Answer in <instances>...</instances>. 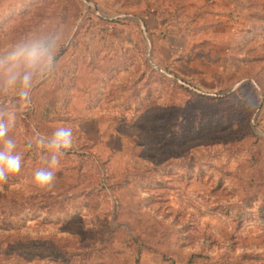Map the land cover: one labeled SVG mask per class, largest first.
Wrapping results in <instances>:
<instances>
[{
  "label": "rangeland",
  "instance_id": "obj_1",
  "mask_svg": "<svg viewBox=\"0 0 264 264\" xmlns=\"http://www.w3.org/2000/svg\"><path fill=\"white\" fill-rule=\"evenodd\" d=\"M78 1L0 7V43L40 25L62 38L55 79L9 133L23 159L0 184V264H133L137 248L264 264V212L235 214L245 145L264 139V0ZM59 126L73 146L41 189L51 153L27 141Z\"/></svg>",
  "mask_w": 264,
  "mask_h": 264
},
{
  "label": "clouds",
  "instance_id": "obj_2",
  "mask_svg": "<svg viewBox=\"0 0 264 264\" xmlns=\"http://www.w3.org/2000/svg\"><path fill=\"white\" fill-rule=\"evenodd\" d=\"M61 46V36L44 25L0 43V98L15 97L10 105L0 103V184L7 183L8 178L21 169L23 156L9 133L17 126L22 111L32 106L36 88L55 79L59 70L57 53ZM73 142L71 127L55 128L50 138L34 131L27 147H46L51 153L47 167L34 172L31 180L34 186L49 189L54 185V169Z\"/></svg>",
  "mask_w": 264,
  "mask_h": 264
},
{
  "label": "trees",
  "instance_id": "obj_3",
  "mask_svg": "<svg viewBox=\"0 0 264 264\" xmlns=\"http://www.w3.org/2000/svg\"><path fill=\"white\" fill-rule=\"evenodd\" d=\"M16 1L18 0H0V7L5 4L13 3ZM74 1L79 4L78 0H74ZM80 10L82 11V8ZM85 10L86 9H84V12ZM259 13L261 14L262 12ZM91 25L94 27L96 24L92 23ZM59 55H61V53H59ZM209 98L215 100L218 97L216 94H214L211 95ZM252 139H250L249 142L251 143L249 145H245V150H246L245 157L237 171L239 188L241 189L243 195L242 201L243 203H245V205L238 206V210L235 213L237 216L242 215V212L244 211L245 208L258 209L264 212V198L262 199L256 196L255 199L253 200V195L250 193L251 192L250 190L253 187H255L260 182H264V169L260 168V165L262 164V160H263L262 144L264 143V139L256 135H254ZM228 208L232 210L231 206H229ZM146 254H151L154 258H160L161 261L163 262L176 264L174 259H172L171 257L167 256L164 253H159L156 251H150L148 253H144L143 250L140 248L136 249V252L134 254L133 264H142ZM110 255H111L110 259L104 264H119L116 256L114 254H110ZM89 257H90V253L85 252L82 254V258L80 259V261L86 260ZM195 257L196 255H192L187 259V261L184 264H194Z\"/></svg>",
  "mask_w": 264,
  "mask_h": 264
}]
</instances>
